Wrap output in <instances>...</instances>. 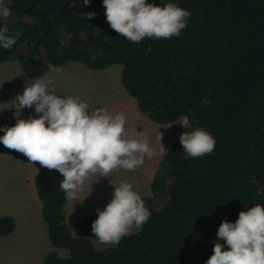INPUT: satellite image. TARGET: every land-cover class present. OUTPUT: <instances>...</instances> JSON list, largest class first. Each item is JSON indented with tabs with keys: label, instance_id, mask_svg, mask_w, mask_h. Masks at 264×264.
<instances>
[{
	"label": "trees",
	"instance_id": "trees-1",
	"mask_svg": "<svg viewBox=\"0 0 264 264\" xmlns=\"http://www.w3.org/2000/svg\"><path fill=\"white\" fill-rule=\"evenodd\" d=\"M6 2L11 15L0 23L16 42L0 48V63L15 60L32 79L45 75L49 63L79 61L96 70L122 64L125 89L154 121L185 117L215 137L213 150L194 158L175 140L157 167L152 194L142 196L149 219L102 249L91 231L97 214L85 215L82 234L73 235L62 176L43 166L34 180L42 217L52 245L69 252L50 251L45 264H204L223 220L264 206V0H175L190 11L180 35L139 42L109 26L102 0ZM88 11L96 15L86 19ZM14 228L11 215L0 216V234Z\"/></svg>",
	"mask_w": 264,
	"mask_h": 264
},
{
	"label": "clouds",
	"instance_id": "clouds-1",
	"mask_svg": "<svg viewBox=\"0 0 264 264\" xmlns=\"http://www.w3.org/2000/svg\"><path fill=\"white\" fill-rule=\"evenodd\" d=\"M90 2L83 0L85 5ZM102 5L109 26L132 42L144 37L179 36L190 16V11L175 0L159 4L154 0H102ZM10 15L6 0H0V21ZM94 15L95 11L84 12L86 19ZM15 42L8 25L0 23V48L8 49ZM47 69L48 74L31 82L26 80L23 91L14 97L15 115L17 110L21 113L33 105L38 115H16L14 124L0 125V143L23 153L30 163L38 161L41 166L56 169L62 176L59 188L66 199H78L90 173L108 176L117 168L134 171L145 158L153 157L149 136L127 126L125 111L112 112L105 106L93 108L77 95L58 93L54 84L61 69L51 63ZM207 102L205 97L204 103ZM179 122L191 128L179 137L186 157L203 156L213 150L215 137L206 127H191L186 118ZM157 139L161 141L160 131ZM113 185L112 198L103 208H96L97 216L91 223L94 245H116L151 215L135 181L121 179ZM216 237L204 264H264V206L255 203L241 210L234 221L223 220Z\"/></svg>",
	"mask_w": 264,
	"mask_h": 264
},
{
	"label": "rangeland",
	"instance_id": "rangeland-1",
	"mask_svg": "<svg viewBox=\"0 0 264 264\" xmlns=\"http://www.w3.org/2000/svg\"><path fill=\"white\" fill-rule=\"evenodd\" d=\"M122 67L118 63L96 70L82 62L72 61L60 67L54 88L63 95L79 96L93 108L105 106L112 112L125 111L129 128L144 131L150 138L151 146L155 148L158 145V152L166 149L182 132L189 131V127L181 125L179 119L174 123H158L143 112L135 98L122 87ZM26 80L31 82L34 79L23 73L17 61L0 63V125H12L20 115L23 118L38 115L34 112V105L25 107L21 113L17 110V117L15 115L14 97L23 91ZM159 131L161 141L157 139ZM2 134L0 131V135ZM147 162L148 158H145L144 163L134 171L117 168L108 176L90 173L78 193V200L81 201L78 202L77 215L75 213L68 216L67 222L72 234L80 235L81 224H78V218L81 215L96 214V211L90 212L92 208H103L112 198L113 183L131 179L135 181L142 196L149 195L150 184L138 183L142 181L141 171ZM40 167L42 168L38 161L30 163L23 153L8 149L0 143V216L12 212L17 218L14 231L7 235L0 234V264H45L46 254L55 250L62 257L69 256L67 249L52 245L47 225H40V220L44 224L46 221L43 217H35V212L31 211L37 207V203H41L33 180V175ZM33 194L37 203L32 198ZM109 245L111 244L96 243L95 247L102 249Z\"/></svg>",
	"mask_w": 264,
	"mask_h": 264
},
{
	"label": "crops",
	"instance_id": "crops-1",
	"mask_svg": "<svg viewBox=\"0 0 264 264\" xmlns=\"http://www.w3.org/2000/svg\"><path fill=\"white\" fill-rule=\"evenodd\" d=\"M65 66V65H64ZM63 67V66H62ZM70 66H68L69 68ZM70 69V68H69ZM48 73V72H47ZM46 73V74H47ZM122 80V79H121ZM123 85V84H122ZM119 87H121V84H119ZM124 87V86H122ZM125 88V87H124ZM123 91V90H122ZM129 93V92H128ZM131 100V99H130ZM177 121V120H175ZM175 121H172V122H168V123H174ZM178 139V138H177ZM176 139V140H177ZM174 142V141H173ZM173 142L171 143V145L173 144ZM169 145L166 149L162 150L161 146H160V149L161 151L158 152L159 148H158V145L154 148V155L152 158H148V162L145 164V167H143V170L141 171L142 172V181H139L138 183H141V184H150V191H151V183L154 179V176H155V173H156V170H157V167L159 166V163L161 161V158L164 154V152L171 146ZM158 152V153H157ZM43 167V166H42ZM41 168V167H40ZM38 172L35 173V175H33V180H35V177L37 175ZM35 184V183H34ZM152 194V191L149 195ZM149 195H145V196H149ZM79 196V194H78ZM32 198L36 201L37 203V199L35 198L34 194L32 195ZM81 199H76V200H67V202L65 203V206H64V210L65 212L67 213V216H66V219L68 221V216L71 215V214H75L77 215V207H78V202H80ZM37 207L35 209H33L32 207H29V208H32L31 211H34L35 212V217H42V202L41 203H37ZM93 211H96L95 208H92V210L90 212H93ZM87 214H91V213H87ZM85 214V215H87ZM95 214V213H93ZM97 214V213H96ZM7 215H11L14 219H15V228L17 226V218H16V215H14V213H8ZM85 215H81L79 218H78V224H81V220L82 218L85 216ZM46 223V222H45ZM40 225L41 226H45L47 225L44 224L41 220H40ZM48 227V226H47ZM14 228V229H15ZM13 229V231H14ZM137 229L133 228V231H136ZM10 234V233H9ZM78 234H82V229H81V232L78 233ZM50 239V238H49ZM58 248V247H57Z\"/></svg>",
	"mask_w": 264,
	"mask_h": 264
}]
</instances>
